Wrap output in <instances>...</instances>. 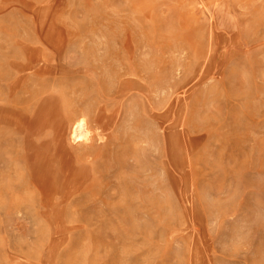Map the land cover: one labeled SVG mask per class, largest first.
<instances>
[{"label":"rangeland","instance_id":"obj_1","mask_svg":"<svg viewBox=\"0 0 264 264\" xmlns=\"http://www.w3.org/2000/svg\"><path fill=\"white\" fill-rule=\"evenodd\" d=\"M58 33L67 89L115 112L67 143L108 157L0 209V264H264V0H0L13 62Z\"/></svg>","mask_w":264,"mask_h":264},{"label":"crops","instance_id":"obj_2","mask_svg":"<svg viewBox=\"0 0 264 264\" xmlns=\"http://www.w3.org/2000/svg\"><path fill=\"white\" fill-rule=\"evenodd\" d=\"M65 38L49 34L51 53L26 51L20 62L0 52L1 210L19 207L23 202L15 197L21 194H26L27 207L49 205L52 197L78 195L87 182L85 175L95 172L108 157L107 141L103 145L106 155L95 140L79 144L84 145L80 149L67 143L69 139L77 144L71 142L72 129L83 118L105 132L114 122L115 112L108 109V98L101 102L84 99L67 89L65 84H75L78 79L69 75L74 74L76 63L73 67L63 63L60 44ZM89 158L91 162H87ZM61 202L65 203L56 201Z\"/></svg>","mask_w":264,"mask_h":264},{"label":"bare ground","instance_id":"obj_3","mask_svg":"<svg viewBox=\"0 0 264 264\" xmlns=\"http://www.w3.org/2000/svg\"><path fill=\"white\" fill-rule=\"evenodd\" d=\"M78 124V125H77ZM76 124V127L74 128V130L72 129V134H71V139H73L74 141H82L85 138H87V134L86 132H84V123L79 122ZM72 142V141H71Z\"/></svg>","mask_w":264,"mask_h":264}]
</instances>
